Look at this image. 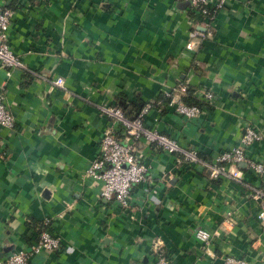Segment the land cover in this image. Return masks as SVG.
Wrapping results in <instances>:
<instances>
[{
  "label": "crops",
  "instance_id": "1",
  "mask_svg": "<svg viewBox=\"0 0 264 264\" xmlns=\"http://www.w3.org/2000/svg\"><path fill=\"white\" fill-rule=\"evenodd\" d=\"M18 67L0 63V93L13 117L0 129V261L34 244L40 223L59 238L54 252L27 264H154V244L170 264H264V224L250 188L264 173L240 166L238 180L208 168L234 147L244 127L261 135L245 156L264 167V0H225L208 27L180 0H0ZM192 28L208 35L190 40ZM60 77L62 87L53 84ZM200 90L212 99H199ZM202 102L178 115L185 92ZM169 101L156 102L159 94ZM155 102V103H154ZM150 103L143 126L199 160L134 142L151 182L132 186L127 208L100 197L84 176L103 131L121 141L102 107L126 117ZM154 103V104H153ZM197 228L212 234L203 246Z\"/></svg>",
  "mask_w": 264,
  "mask_h": 264
},
{
  "label": "built area",
  "instance_id": "2",
  "mask_svg": "<svg viewBox=\"0 0 264 264\" xmlns=\"http://www.w3.org/2000/svg\"><path fill=\"white\" fill-rule=\"evenodd\" d=\"M180 1L187 2L192 13L203 21L204 27L209 26L215 13L223 7L225 2V0ZM10 17V9L0 4V63L7 68L21 65L19 58L10 51L6 41V30ZM206 35H208L207 30L200 31L192 28L188 33L190 40L185 44V48L191 50L193 48L191 40L203 39ZM53 84L61 88L62 79L57 77ZM164 96H168V94L165 93ZM197 96L203 102H208L212 99V93L206 90H200ZM149 108H151V104L145 103L137 116L128 120L123 117L118 108L102 107L101 110L104 114L115 118L121 134L126 138L121 141L112 130L103 131L98 143L96 156L84 170L85 177L100 182V197L105 200H113L122 208L129 206L132 186L143 182H151L148 169L140 161V155L135 150L134 142L137 140L152 144L159 150L168 153H178L184 161L199 160L195 151L181 148L174 139L143 126L142 119ZM174 110L178 115L189 119L200 114L202 108L197 105H186L182 102H177ZM13 123V117L5 105L4 96L0 93V129H11ZM260 139L261 135L255 128L249 125L244 127L242 134L238 138L237 145L218 153L211 163L206 164L203 161V164L208 168L209 177L214 180L220 177L238 180L241 172V163L252 172L263 174V164L245 156L246 148ZM250 197L258 202L256 219L264 224V185L251 187ZM48 225L49 219L46 218L40 223V231L36 242L27 249L11 251L4 260L0 261V264H27L28 259L35 254L40 252L50 253L58 249L59 238L49 231ZM194 236L203 246L208 245L212 239V234L201 228L195 229ZM154 256V264H170L164 250L156 243L154 244ZM224 263L243 264V261L226 257Z\"/></svg>",
  "mask_w": 264,
  "mask_h": 264
},
{
  "label": "trees",
  "instance_id": "3",
  "mask_svg": "<svg viewBox=\"0 0 264 264\" xmlns=\"http://www.w3.org/2000/svg\"><path fill=\"white\" fill-rule=\"evenodd\" d=\"M157 101L167 103L169 101V98L167 96H164L163 94H159L158 97L156 98V102ZM182 101L186 105H197L198 107H201V104H202V102L198 101L195 97L191 96V93L189 91L185 92V95L182 97ZM143 105H144L143 103H139V107L137 108V111H136L137 113H135V116H133V117H126L125 114L123 113L122 109L121 108H118V109L121 111L124 118L131 120L132 118L137 116L138 112L143 107Z\"/></svg>",
  "mask_w": 264,
  "mask_h": 264
},
{
  "label": "water",
  "instance_id": "4",
  "mask_svg": "<svg viewBox=\"0 0 264 264\" xmlns=\"http://www.w3.org/2000/svg\"><path fill=\"white\" fill-rule=\"evenodd\" d=\"M184 3H185V4H187V2H184ZM240 166L242 167V166H244V164H243V163H241V164H240Z\"/></svg>",
  "mask_w": 264,
  "mask_h": 264
}]
</instances>
